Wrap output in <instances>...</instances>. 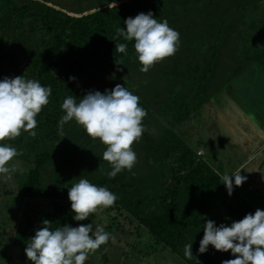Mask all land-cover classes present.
<instances>
[{
	"label": "trees",
	"instance_id": "1",
	"mask_svg": "<svg viewBox=\"0 0 264 264\" xmlns=\"http://www.w3.org/2000/svg\"><path fill=\"white\" fill-rule=\"evenodd\" d=\"M261 7L263 0H102L71 10L53 0H0V80L22 75L52 88L49 103L36 117L37 135L21 130L16 139L0 141L15 147L17 157L29 165L21 197L50 205L37 225L19 233L15 249L20 254L14 257H26L25 248L45 219L53 230L80 225L68 191L84 178L118 197L98 215L108 228L109 217L118 226L120 219L128 220L136 230H148L155 243L183 254L192 242L191 258L183 256L189 264L235 258L230 250L217 251L212 245L199 252L203 225L213 220L217 226H230L256 208L235 186L228 194L221 177L230 170L222 164L215 168L213 156L198 154L182 130L204 113L213 96L225 93L224 85L235 76L247 73L252 79L255 68L264 70V19L257 16ZM141 12H152L160 22L167 19L180 34L176 53L147 73L140 71L134 41L117 37L115 31ZM119 43L127 44V54L116 50ZM224 58H237L238 73L222 71ZM117 84L140 97L146 131L132 145L137 154L132 170L109 178L111 165L101 150L106 145L75 120L63 125L64 138L58 130L65 98L72 96L78 103L89 91L104 93ZM256 182L247 178L241 188L249 195Z\"/></svg>",
	"mask_w": 264,
	"mask_h": 264
},
{
	"label": "clouds",
	"instance_id": "2",
	"mask_svg": "<svg viewBox=\"0 0 264 264\" xmlns=\"http://www.w3.org/2000/svg\"><path fill=\"white\" fill-rule=\"evenodd\" d=\"M153 16L152 12H141L124 21L126 28L117 27L115 30L117 37L134 41V49L142 65L140 71L144 73L174 55L180 44L179 32L169 26L167 19L160 22ZM115 47L118 52L127 54L126 43ZM69 79L75 80V77ZM51 93V86H43L39 81L22 75L0 80V141L16 139L21 130L35 137L36 117L49 103ZM139 101L138 95L121 84L104 93L89 91L78 103L74 97L68 96L61 105L65 114L59 122L58 134L64 138L63 125L75 120L92 139L98 138L106 145L102 158L112 169L107 175L114 178L124 169L131 171L137 162L132 145L146 131L142 122L147 115ZM18 155L15 147L0 143V174L10 175L18 170L17 165L11 163ZM101 171L104 170L101 168ZM221 179L231 195L233 183L242 186L247 177L240 172L225 173ZM68 198L75 213L74 219L83 221L98 209L113 206L118 197L107 187L81 178L69 188ZM42 223L43 226L35 231L25 248L26 256L33 264H85L91 254L112 238L103 226L96 225L94 229L92 223L76 227L64 225L54 230L49 220ZM203 228L200 253H205L212 245L217 251L230 250L235 257L222 261V264H264V210L257 208L254 214L248 213L230 226H217L215 221L207 220ZM184 254L191 258L192 242L185 245Z\"/></svg>",
	"mask_w": 264,
	"mask_h": 264
},
{
	"label": "rangeland",
	"instance_id": "3",
	"mask_svg": "<svg viewBox=\"0 0 264 264\" xmlns=\"http://www.w3.org/2000/svg\"><path fill=\"white\" fill-rule=\"evenodd\" d=\"M53 1L62 7L75 10L77 7L85 8L93 4V1L99 3L102 0ZM260 11L264 13V0L263 7L257 12L259 15L256 14L260 19H264V14L260 15ZM224 59L226 62L222 64V71L233 70L238 73L237 58ZM243 65L246 63L243 62ZM244 74L235 76L224 85L223 89L229 96L224 92L223 95H220V92L213 96V100L204 105V113L199 114L194 120L190 119L191 124L187 123L182 132L191 146L195 150L198 149V154L214 157L210 162L215 168L222 164V168L230 170L229 175L240 172L241 175L257 181L253 184L254 187L250 186L249 195L241 186H235L234 183L233 186L246 195V199L253 207L264 210V139L260 134V128L264 127V97L260 93L255 102L250 94L251 91L253 94L256 93L253 89L255 83L264 84V75L254 74V78L249 79ZM238 80L247 83L245 85L248 92L229 91V84L232 82L237 84ZM222 98L229 100L231 104L233 102V105L223 102ZM11 163L16 164L18 170L10 175L0 174V264H33L27 256L19 259L14 257L20 254L17 251L19 248L15 249L17 237L26 226L37 225L44 207L48 209L50 205L41 200L21 197L19 188L21 180L27 175L29 165L18 157ZM103 211L104 209H98L87 219L79 221L80 225L92 223L94 229L96 225H101L112 237L108 243L101 245L94 254H91L85 264H189L183 259V253L173 252L169 247L155 243V238L148 230L143 227L136 230V227L133 228L127 223L128 220L123 222L120 217L118 222L121 221V226H118L117 220L113 222L114 218L109 217L110 228L107 227L108 222L106 224L105 220L101 224L102 214L98 215Z\"/></svg>",
	"mask_w": 264,
	"mask_h": 264
},
{
	"label": "crops",
	"instance_id": "4",
	"mask_svg": "<svg viewBox=\"0 0 264 264\" xmlns=\"http://www.w3.org/2000/svg\"><path fill=\"white\" fill-rule=\"evenodd\" d=\"M251 74L253 75V74H255V75H257V74H263L264 75V70L263 69H261V70H257V68H255V70L253 71V73L251 72ZM263 79H264V77H263ZM261 83H255L254 84V86H253V89L255 90V92L256 93H254L255 95H256V97H254V94L252 93L253 91H251L250 92V94H251V98H252V100L253 101H255L256 102V100H257V97L259 96V94L261 93L262 95H263V97H264V91H263V89H264V84H261ZM244 87H246L245 85H243L242 83H240V86L238 85V84H231L230 85V87H229V91L230 92H233L234 90H236V91H247L248 92V90H246ZM226 93V95L227 96H229L228 94H227V92H225ZM228 104L229 105H233V102H232V104L229 102V100H228ZM255 109V108H254ZM260 134L262 135V139H264V127H261L260 128Z\"/></svg>",
	"mask_w": 264,
	"mask_h": 264
}]
</instances>
